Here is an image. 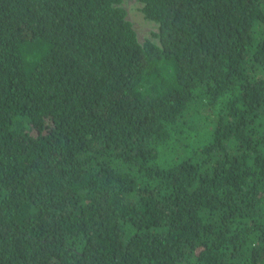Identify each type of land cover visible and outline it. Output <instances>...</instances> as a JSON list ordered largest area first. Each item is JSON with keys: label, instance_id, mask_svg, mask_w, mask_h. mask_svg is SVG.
Segmentation results:
<instances>
[{"label": "trees", "instance_id": "trees-1", "mask_svg": "<svg viewBox=\"0 0 264 264\" xmlns=\"http://www.w3.org/2000/svg\"><path fill=\"white\" fill-rule=\"evenodd\" d=\"M0 0V264H264V0Z\"/></svg>", "mask_w": 264, "mask_h": 264}, {"label": "rangeland", "instance_id": "rangeland-1", "mask_svg": "<svg viewBox=\"0 0 264 264\" xmlns=\"http://www.w3.org/2000/svg\"><path fill=\"white\" fill-rule=\"evenodd\" d=\"M122 7L127 11L128 19L132 22L140 42L153 39L158 33V26L145 19L141 12L142 5L137 0H123Z\"/></svg>", "mask_w": 264, "mask_h": 264}]
</instances>
